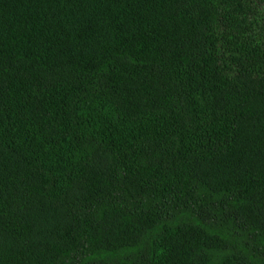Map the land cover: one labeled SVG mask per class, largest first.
Wrapping results in <instances>:
<instances>
[{"label":"trees","instance_id":"1","mask_svg":"<svg viewBox=\"0 0 264 264\" xmlns=\"http://www.w3.org/2000/svg\"><path fill=\"white\" fill-rule=\"evenodd\" d=\"M0 167V226L83 192L0 264H264V0H0Z\"/></svg>","mask_w":264,"mask_h":264},{"label":"rangeland","instance_id":"2","mask_svg":"<svg viewBox=\"0 0 264 264\" xmlns=\"http://www.w3.org/2000/svg\"><path fill=\"white\" fill-rule=\"evenodd\" d=\"M107 160L109 161V156L105 151L94 156L93 166L96 173L103 174L106 171ZM217 167L219 169L215 170ZM0 169L3 170L4 168L0 167ZM237 172L234 166L228 163L215 168H201V175L209 181L215 182L218 186L229 183ZM84 187L89 186L85 184ZM80 189L79 186H74L70 193V200L61 205L58 203L46 206L39 202L34 193L31 192L32 190L30 194L29 192L23 194L20 200L15 202L10 220L0 226V251L11 246L13 239L16 240V243L13 242V246L31 248L36 245L35 247L39 248H35V250L43 248L50 241L57 240L61 231L60 224L63 225L64 216L61 211H68L67 208L71 206H69L70 201L77 202L80 199L79 194L83 193L80 192Z\"/></svg>","mask_w":264,"mask_h":264}]
</instances>
